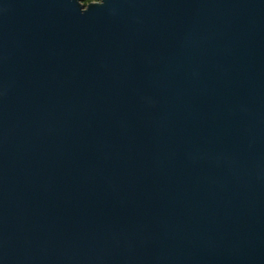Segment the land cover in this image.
I'll return each mask as SVG.
<instances>
[{
  "label": "water",
  "instance_id": "water-1",
  "mask_svg": "<svg viewBox=\"0 0 264 264\" xmlns=\"http://www.w3.org/2000/svg\"><path fill=\"white\" fill-rule=\"evenodd\" d=\"M0 264H264V0H0Z\"/></svg>",
  "mask_w": 264,
  "mask_h": 264
},
{
  "label": "trees",
  "instance_id": "trees-1",
  "mask_svg": "<svg viewBox=\"0 0 264 264\" xmlns=\"http://www.w3.org/2000/svg\"><path fill=\"white\" fill-rule=\"evenodd\" d=\"M91 1H96V0H81V2H82L83 4H87L88 2H91Z\"/></svg>",
  "mask_w": 264,
  "mask_h": 264
}]
</instances>
